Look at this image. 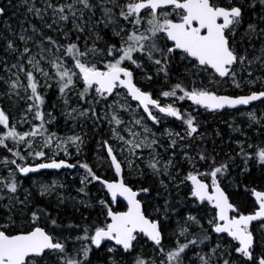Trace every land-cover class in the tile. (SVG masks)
Returning a JSON list of instances; mask_svg holds the SVG:
<instances>
[{"label": "snow or ice", "instance_id": "snow-or-ice-1", "mask_svg": "<svg viewBox=\"0 0 264 264\" xmlns=\"http://www.w3.org/2000/svg\"><path fill=\"white\" fill-rule=\"evenodd\" d=\"M10 8L0 27V264H94L106 242L101 264H264V0H7L0 17ZM205 114L227 125V143ZM89 124L100 130L97 168L78 159ZM68 169L83 170L79 198L57 180L24 186L29 174ZM129 177L151 182L134 190ZM119 198L126 211L114 209ZM69 201L96 218L64 223ZM181 203L191 207L166 247L165 221Z\"/></svg>", "mask_w": 264, "mask_h": 264}, {"label": "rangeland", "instance_id": "rangeland-1", "mask_svg": "<svg viewBox=\"0 0 264 264\" xmlns=\"http://www.w3.org/2000/svg\"><path fill=\"white\" fill-rule=\"evenodd\" d=\"M13 2L15 3V0H13ZM4 4H7V0H4ZM15 12V11H14ZM14 12L12 13V17H13V14ZM5 20H9L8 17H0V27L3 26V21ZM13 24H15V19H12L11 21ZM163 100V98H161ZM55 100V95L52 93V92H49L48 93V96H47V101H48V104L51 105V103ZM180 103H182V107L184 109H187L188 105L190 104L189 102H179L178 106H181ZM18 115V113H17ZM57 115H59V113H57ZM207 116V114H205ZM239 116V114L237 113V117ZM208 118V123L211 125L212 128H217L219 127V129L222 131V134L224 136V140H225V143H227V140H228V136H229V129L227 128V125L220 122L218 119L217 120H213V118L211 116H207ZM226 119H228L229 121L232 120V117L231 116H228V117H225ZM169 120H172L171 118H169ZM60 133L61 134H64V133H67L69 132V127H64L63 126V119L61 118L60 119ZM169 126L171 127H174L176 128L177 130H179V122H174L172 124H170ZM77 131H81V129L77 128L76 129ZM84 131H87L88 132V136L87 138L85 139V144L88 143V141L90 140V136L92 137V140L90 142V148H89V164L92 165L94 168H97L98 165H97V160H96V157H97V154H98V151L100 150V146L99 144L97 143V141L100 140L101 136L100 134H98L100 132V130H93L91 128V125L89 124L85 129H83ZM103 135L105 138H107L108 135H110L108 132H107V127L105 126L104 129H103ZM217 143H219V141H217ZM84 144V145H85ZM225 151L227 150L226 148L224 149ZM83 151H84V147H83ZM83 151L81 152L80 156L78 159H80L81 161H84V154H83ZM73 152V156L71 158H69V162L70 163H76L77 161V157L75 156V150L73 149L72 150ZM205 170L203 167H201V171ZM98 171L100 173V175L104 176V175H107L106 178L107 179H113L114 178V174L113 172H107L105 174V168H98ZM48 172V173H47ZM83 170L80 169V170H77V169H71V170H61L59 172L57 171H42V174H33V175H30L27 179H24L23 180V183H24V186L25 187H29L32 183V180L33 179H39V180H45L47 182H51L52 180H57L58 182L60 183H64L65 184V189L63 190L64 191V194L66 196H74V197H78V194L76 192V186L74 187L72 184V182H77L78 185H79V175L80 173H82ZM125 174L127 175V169H125ZM133 181H137L138 183H141L143 181H149L151 182L149 179H144L143 181L140 180L139 177H136V178H132V177H129V183L134 186V190H137L138 189V186L139 184H135ZM210 183V181H208ZM225 184V187L228 188V181H225L224 182ZM228 190H232L231 188H228ZM89 191H90V194L95 198V197H101L103 196L104 194L101 193L102 188L101 186L98 184V183H93L92 185H89ZM175 195V193H173ZM152 195L154 196L155 195V192L152 193ZM183 196V192L181 193V197ZM142 200L145 199V195H142L141 198ZM55 203V202H53ZM162 205L163 204V200H160L159 198H157L156 200L154 201H151V206L152 207H155L157 205ZM147 205V204H146ZM114 207V206H113ZM147 207H149V205H147ZM181 207L182 208V215L181 216H177L175 213L172 214V219L170 222H167L170 224V227L168 229V234L170 236V243L172 244L175 240V237L172 236V232L176 229V222L178 220H180L182 222V217L183 216H186L187 215V211H186V207H191V205H185L184 203H181ZM67 209L68 210V215L71 216L73 215V213L75 214H79L81 216V222H83V216H86L84 213H83V216L81 215V213L83 212L82 210L85 209L83 207L80 208V211L79 212H73L72 211V202L69 201L66 205L62 206L61 207V211L62 209ZM180 209V207L178 208ZM86 210H93V218H96L97 214H98V210L96 209H86ZM151 210V209H150ZM205 223V226H206V221H204ZM111 242H108V243H105V246L102 248V251H104L106 253V248L108 246V244H110ZM148 251H151V249L149 248ZM205 251H207V249H205ZM189 257L192 258L193 257V254L191 252H189ZM185 264H188V261L185 262Z\"/></svg>", "mask_w": 264, "mask_h": 264}, {"label": "trees", "instance_id": "trees-1", "mask_svg": "<svg viewBox=\"0 0 264 264\" xmlns=\"http://www.w3.org/2000/svg\"><path fill=\"white\" fill-rule=\"evenodd\" d=\"M0 4H4V0H0ZM15 11V9H9V11H8V13L5 15L6 17H8V18H10V17H12V13ZM4 16V17H5ZM159 87V85L158 84H154L153 85V89H156V88H158ZM180 105H182V103H180ZM91 140H92V137L90 136V140L88 141V143H86L83 147H84V151H83V154H84V156H85V158H84V160H86L88 163L90 162L89 161V157H88V155H89V148H90V142H91ZM48 173V172H47ZM98 174L100 175V173H99V171H98ZM257 175H258V173H256ZM106 176L107 175H104L103 177L104 178H106ZM135 184H139L137 181H133ZM73 184V186L75 187H78L79 185H78V183L75 181V182H72ZM143 183L145 184V185H147L148 183H150L149 181H143ZM257 184L259 185L260 184V182L259 181H257ZM233 190V189H232ZM232 190H230V191H232ZM101 193L102 194H104V192L103 191H101ZM141 198V197H140ZM145 207H147V205H145ZM179 207H180V209H178V211L182 214L183 213V211H182V208L183 207H181V204L179 205ZM114 209L115 210H117V211H122L123 209H124V206L121 204V203H117L115 206H114ZM83 212L82 213H84L86 216H89L90 217V220H92V219H95V218H93L92 216H93V210H86V209H83L82 210ZM245 211H247V210H245ZM60 214H61V217H62V219L64 220V223H68V222H77V223H81V216L79 215V214H74L73 213V215H71V216H69L68 215V210L67 209H62V211L60 210ZM167 222H170V221H165V223H167ZM164 244H165V246L166 247H168V246H170L171 245V243H170V236H169V234L166 232L165 233V237H164ZM106 255V253L104 252V251H102V249H100V250H98V251H94L93 252V254H92V256H91V259L93 260V262H94V264H101V261H102V259L104 258V256Z\"/></svg>", "mask_w": 264, "mask_h": 264}, {"label": "water", "instance_id": "water-1", "mask_svg": "<svg viewBox=\"0 0 264 264\" xmlns=\"http://www.w3.org/2000/svg\"><path fill=\"white\" fill-rule=\"evenodd\" d=\"M189 103H190V102H189ZM68 170H71V169H68ZM42 171H57V172H59V171H61V170H42ZM33 174H35V173L29 174V176H30V175H33ZM141 195H143V193H141ZM118 202H122V203L126 206V201H123L122 198H119V199H118ZM126 210H127V207H126ZM126 210H125V211H126ZM106 243H108V242H106Z\"/></svg>", "mask_w": 264, "mask_h": 264}, {"label": "flooded vegetation", "instance_id": "flooded-vegetation-1", "mask_svg": "<svg viewBox=\"0 0 264 264\" xmlns=\"http://www.w3.org/2000/svg\"><path fill=\"white\" fill-rule=\"evenodd\" d=\"M172 119V118H171ZM114 174V173H113ZM143 195H145V194H143ZM142 195H140V197H141ZM140 197H138V198H140ZM118 203H121L123 206H124V209L122 210V211H125L126 210V206L122 203V202H118ZM116 204H114L113 206H115Z\"/></svg>", "mask_w": 264, "mask_h": 264}]
</instances>
